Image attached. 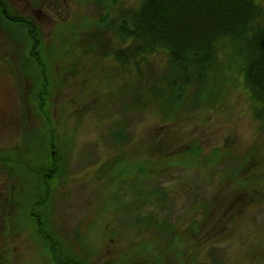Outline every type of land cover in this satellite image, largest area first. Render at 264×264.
<instances>
[{
    "label": "rangeland",
    "instance_id": "1",
    "mask_svg": "<svg viewBox=\"0 0 264 264\" xmlns=\"http://www.w3.org/2000/svg\"><path fill=\"white\" fill-rule=\"evenodd\" d=\"M2 1L9 14L39 29L45 108L62 173L36 186L39 178L25 171L41 158L25 152L43 149L29 132L45 125L32 99L37 78L27 61L26 29L2 23L0 155L23 152L18 170L0 162L2 264H53L25 203L19 215L9 204L13 193L23 191L27 201L49 184L46 225L65 255L85 264H150L155 255L166 257L158 264H264L263 121L244 85L216 109H186L164 120L154 101L139 108L129 95L137 81L133 66L129 74L114 54H84L77 44L80 33L98 27L94 0ZM113 34L105 36L112 47ZM165 62L164 51L150 57L156 73Z\"/></svg>",
    "mask_w": 264,
    "mask_h": 264
},
{
    "label": "trees",
    "instance_id": "2",
    "mask_svg": "<svg viewBox=\"0 0 264 264\" xmlns=\"http://www.w3.org/2000/svg\"><path fill=\"white\" fill-rule=\"evenodd\" d=\"M124 2L126 0H94L100 12L98 27L80 33L77 44L84 54L104 52L103 58L114 54V59L129 74L135 69V93L132 91L129 95L135 97L139 108L154 101L164 120L178 118L186 109H216L223 97L242 83L257 107L256 114L263 121L264 130V4L255 0H135L133 5L125 6ZM2 23L6 26L22 24L23 31L26 29L23 41L27 46V61L32 70H36V76L32 75L37 78L36 98L32 99L43 116L45 128L29 132L30 138H39L43 149L38 152L32 147L25 153L35 152L42 159L39 157L38 162L26 165L25 171L39 178L36 186L40 183L48 186L50 180L59 178L62 173L55 169V139L45 108L48 79L38 50L39 29L28 18L9 14L0 0V25ZM107 31H113L117 46L112 47V40L105 38ZM12 32L17 36L16 31ZM160 51H164L166 62L156 73L157 67L150 63V57ZM240 77L242 80L238 82ZM118 132L120 141L125 140L121 128ZM0 153L4 154L1 148ZM249 155V152L245 155L247 161ZM22 156L23 152L0 155V162L18 170ZM50 186L45 190L41 187L42 190L27 201L23 191L13 193L9 204L15 205L16 210L18 206L19 215L25 203L29 219L39 222L38 226H46L42 215L52 191ZM42 236L53 254V264H85L72 255H65L64 247L52 236L45 233ZM165 258L155 255L149 258L150 264L164 262Z\"/></svg>",
    "mask_w": 264,
    "mask_h": 264
},
{
    "label": "flooded vegetation",
    "instance_id": "3",
    "mask_svg": "<svg viewBox=\"0 0 264 264\" xmlns=\"http://www.w3.org/2000/svg\"><path fill=\"white\" fill-rule=\"evenodd\" d=\"M42 215V214H41ZM43 216V215H42ZM44 217V216H43ZM38 224H39V222H35V226H36V229H37V234L44 240V238H43V234L45 233V235H49V236H52L53 238H55L56 240H58V238L55 236V235H53L52 233H51V231L49 230V228H48V226L46 225V226H44V225H39L38 226ZM52 238V239H53ZM1 257V256H0ZM2 260H3V258H0V264H2Z\"/></svg>",
    "mask_w": 264,
    "mask_h": 264
}]
</instances>
